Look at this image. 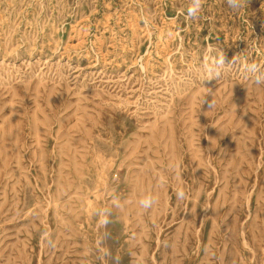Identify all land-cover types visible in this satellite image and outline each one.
<instances>
[{
    "label": "rangeland",
    "instance_id": "374dc122",
    "mask_svg": "<svg viewBox=\"0 0 264 264\" xmlns=\"http://www.w3.org/2000/svg\"><path fill=\"white\" fill-rule=\"evenodd\" d=\"M190 3L0 0V264H264V0Z\"/></svg>",
    "mask_w": 264,
    "mask_h": 264
},
{
    "label": "clouds",
    "instance_id": "9594fccd",
    "mask_svg": "<svg viewBox=\"0 0 264 264\" xmlns=\"http://www.w3.org/2000/svg\"><path fill=\"white\" fill-rule=\"evenodd\" d=\"M228 5L233 10H239L243 7L245 0H227ZM202 9V0H191L190 5L187 8V16L189 18L195 19L198 17L200 11ZM214 64L217 66H223L227 61L225 55L220 54L218 57L214 58ZM245 73L246 75H251L256 83L264 82V71H260L256 64H248L245 66ZM178 199L185 198V192L181 189L178 190L177 193ZM155 203V199L152 196H146L139 201V205L142 209L148 210L150 209ZM109 215H101L100 223L106 225L109 223L108 219Z\"/></svg>",
    "mask_w": 264,
    "mask_h": 264
}]
</instances>
